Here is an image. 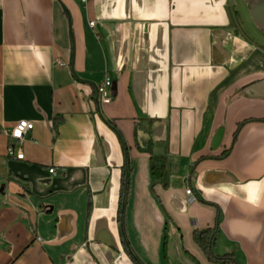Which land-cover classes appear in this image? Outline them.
I'll list each match as a JSON object with an SVG mask.
<instances>
[{
    "label": "crops",
    "instance_id": "1",
    "mask_svg": "<svg viewBox=\"0 0 264 264\" xmlns=\"http://www.w3.org/2000/svg\"><path fill=\"white\" fill-rule=\"evenodd\" d=\"M227 6L0 0V264H214V226L216 255L264 264V34Z\"/></svg>",
    "mask_w": 264,
    "mask_h": 264
},
{
    "label": "trees",
    "instance_id": "2",
    "mask_svg": "<svg viewBox=\"0 0 264 264\" xmlns=\"http://www.w3.org/2000/svg\"><path fill=\"white\" fill-rule=\"evenodd\" d=\"M247 5V8L253 4L254 0H243ZM233 23L238 26L237 14L231 11ZM123 151L125 153V163L123 167V176L122 183L125 186V190L129 184V176L131 172L130 160L126 154V148L123 145ZM150 172L155 182H160L165 184L167 180V160L165 157L153 158L150 160ZM218 229L216 226L213 228H208L205 230H196L193 232V240L195 244L201 249L204 253L207 260L214 264H237L233 255H216L214 252L216 245Z\"/></svg>",
    "mask_w": 264,
    "mask_h": 264
},
{
    "label": "built area",
    "instance_id": "3",
    "mask_svg": "<svg viewBox=\"0 0 264 264\" xmlns=\"http://www.w3.org/2000/svg\"><path fill=\"white\" fill-rule=\"evenodd\" d=\"M82 4H86L87 0H79ZM89 27L93 28L95 25L94 21L89 22ZM59 66L64 64L59 63ZM112 81L109 77L104 78L96 87L97 98L100 104H108L112 100L111 96ZM33 129V123L29 121L18 122L10 131L7 132V137L11 140V144L7 148V156L15 160H23V153L21 146L24 142L25 136ZM54 173V170H50ZM186 195L190 196L191 191L186 190ZM37 243L41 242V239L36 237Z\"/></svg>",
    "mask_w": 264,
    "mask_h": 264
},
{
    "label": "water",
    "instance_id": "4",
    "mask_svg": "<svg viewBox=\"0 0 264 264\" xmlns=\"http://www.w3.org/2000/svg\"><path fill=\"white\" fill-rule=\"evenodd\" d=\"M228 9L234 10V0H227ZM250 18L254 26L264 34V0H254L252 6L249 9ZM1 191L3 188L0 189Z\"/></svg>",
    "mask_w": 264,
    "mask_h": 264
},
{
    "label": "rangeland",
    "instance_id": "5",
    "mask_svg": "<svg viewBox=\"0 0 264 264\" xmlns=\"http://www.w3.org/2000/svg\"><path fill=\"white\" fill-rule=\"evenodd\" d=\"M245 12H246V17L248 18V20L246 21V23L245 24H250V26H251V24H253V22H252V20H251V18H250V15H249V11L247 12L246 10H244V9H241V11H240V13H239V15H237V18H238V20H239V23H240V25H241V27H242V25L244 26V20H243V14H245ZM248 22V23H247ZM250 22V23H249ZM245 29V28H244Z\"/></svg>",
    "mask_w": 264,
    "mask_h": 264
}]
</instances>
